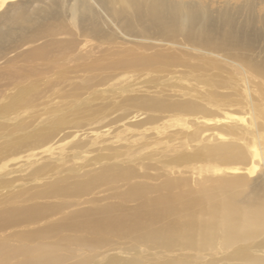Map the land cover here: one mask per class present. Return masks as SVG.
<instances>
[{
    "label": "bare ground",
    "instance_id": "bare-ground-1",
    "mask_svg": "<svg viewBox=\"0 0 264 264\" xmlns=\"http://www.w3.org/2000/svg\"><path fill=\"white\" fill-rule=\"evenodd\" d=\"M3 9L0 63H22L0 70V264H264V0ZM98 66H183L181 97L123 99L98 125L66 87Z\"/></svg>",
    "mask_w": 264,
    "mask_h": 264
},
{
    "label": "rangeland",
    "instance_id": "rangeland-1",
    "mask_svg": "<svg viewBox=\"0 0 264 264\" xmlns=\"http://www.w3.org/2000/svg\"><path fill=\"white\" fill-rule=\"evenodd\" d=\"M4 12H8V11L6 9H3L0 11L1 14H3ZM180 38L183 39L182 36ZM98 44L99 43H97V44L95 43V45H93V49H95L94 55L99 57V56H101L100 52H102L104 47H101ZM104 46H106V45H104ZM125 46H127V45H125ZM180 46H182V45H180ZM162 47L168 48V45H164ZM263 47H264V45L260 46L259 49L261 51H264L262 49ZM152 51L153 50H149L147 52H152ZM15 63L17 66H19L22 62H18V63L15 62ZM15 63H13V60L5 59L4 61H2L0 63V68H1L0 70L6 71L7 68H10V70H12L13 65H15ZM97 68H99V69L95 70L91 73H88L86 70L79 71L78 77L70 80V82L74 80L73 82H71V83L69 81L66 82V87L68 89H70L71 87H73L74 82L76 84L78 83V85H81V89H77V90L81 91L83 93L82 98H86L85 101L87 100L86 102H90L94 108L100 107L104 110L103 113L102 112L100 113L101 116H103V119L100 121V123L98 125L105 124L109 120L111 122L112 120L116 119L119 116V114L126 113V112L120 111V110L117 111L115 108H113L116 104H119L123 99L135 98L136 96H148L149 94L152 96L158 95L159 91L164 92V96L160 95V94H159V96H162L166 99L170 98V100L171 99L174 100V99H179L181 97L175 91L178 89H174L175 86H171V85L176 84L175 83L176 78L173 79L175 76L178 77V76H182V74H184L183 71L185 70V67H183V66H176V68L173 66L172 68H170V71H166V70L160 71L161 69H159L158 70L159 72H157V71H153V72L134 71L133 72V71H131L132 70L131 69L130 71H128L129 73L126 74L128 76H126L124 73L122 75L119 74L122 69L119 70V72H118V70L114 71V69L111 67H100V66H98ZM112 70L115 72L116 75L117 74H119V75H117L113 79H106V76H109L110 73L112 72ZM174 71H176V73ZM131 72H133V73H131ZM177 72H179V73H177ZM171 75H172V77H171ZM89 78H92V79H89ZM107 80H108V82H107ZM87 85H89V86H87ZM176 85H178V84H176ZM93 89L95 90L94 92L92 91ZM130 112L135 113V111H129L128 113H130ZM112 114H113V116H112ZM114 114H115V116H114ZM112 118H114V119H112ZM135 118L131 117V115H130V117L128 119L124 120V123L119 122L117 124L118 126L115 125L114 127H109V128L104 127L101 130L105 131V132H112L115 129L114 134L115 133L117 134V132L119 130H121V128L122 129L124 128V126H122V124H125V122L131 123L132 121H134ZM149 124H151V123H148L145 126H147ZM113 125H114V123L110 124V126H113ZM191 128L193 129L194 127H191ZM191 128L189 130H192ZM80 132H81L80 133L81 135L86 134L85 131H80ZM114 134H113V136H115ZM120 136H122V135H120ZM110 138L114 139V137H112V136ZM261 170H262V165H259V167H257L256 169H254V170L251 169L248 172V174H246V175H248V177L250 179H254L260 175ZM152 172H156V170L152 169ZM185 173L191 176V178L193 180V181L191 180V182L193 185H195V180L196 179L199 180L201 177L198 174L190 172V171H187ZM158 181H160V179ZM230 263H232V261H230Z\"/></svg>",
    "mask_w": 264,
    "mask_h": 264
}]
</instances>
